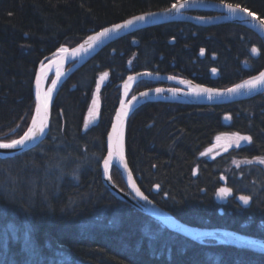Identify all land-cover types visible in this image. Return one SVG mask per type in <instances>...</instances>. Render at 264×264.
I'll return each instance as SVG.
<instances>
[{
    "label": "trees",
    "instance_id": "16d2710c",
    "mask_svg": "<svg viewBox=\"0 0 264 264\" xmlns=\"http://www.w3.org/2000/svg\"><path fill=\"white\" fill-rule=\"evenodd\" d=\"M179 1L0 0V141L15 139L30 124L33 82L44 59L105 27ZM214 1L264 19V0ZM263 68L261 40L236 24L169 22L105 47L62 84L47 138L17 156L0 158V264H264L263 254L213 241L199 244L168 230L115 198L101 180L106 137L128 75L149 71L224 89ZM104 73L101 117L84 133L91 95ZM160 85L144 80L132 94ZM222 133L251 141L215 160L201 159ZM125 154L143 192L182 222L264 240V167L235 165L264 159V93L214 106L144 104L128 122ZM111 176L128 190L116 168ZM223 187L231 192L222 202L217 195ZM242 195L249 197L247 204Z\"/></svg>",
    "mask_w": 264,
    "mask_h": 264
},
{
    "label": "water",
    "instance_id": "95a60500",
    "mask_svg": "<svg viewBox=\"0 0 264 264\" xmlns=\"http://www.w3.org/2000/svg\"><path fill=\"white\" fill-rule=\"evenodd\" d=\"M174 4L177 5L183 4L184 6L179 8H172V6H170L167 9L146 12V13H154L155 15L147 16L144 21L137 22L136 24H134L129 28L120 29L117 32L110 33L109 36L102 38L100 41L93 44V46L90 49H88V51L86 52L81 51L78 54H74V50L79 49L81 45L87 47L88 38L90 36L95 35L97 32L102 31L104 28L97 32L92 33L90 36L85 38L75 47L65 49V51L59 50L55 52L50 58L44 59L40 63V66L38 67L32 87L35 106L37 102L36 101L37 75L40 76L39 90L42 93V89L45 83H47L48 78L52 74H54L58 69H62V70L67 69L68 72L66 73L67 74L66 77H68L76 69H78L80 66L85 64L87 61H89L92 57H94L96 54H98L101 50H103L111 43L127 35L133 34L139 30L154 27L164 23L180 21V22H188L197 26H204V27L220 25V24H236L255 33L259 37V39L261 40L264 46V27H261L259 23V19L261 18L257 14H255V16L259 19H253L252 17L247 16L245 12L239 10L235 12L230 11L229 8L227 7L228 3L218 2L214 0H183ZM235 6L236 5H233V7ZM240 8L243 7L240 6ZM194 12H211L214 13L215 15L212 17L204 18L195 15ZM146 13H142L138 15H143ZM124 21L116 24L123 23ZM111 26L112 25L105 28H109ZM261 72H264V68ZM130 76L135 77V79L129 80L128 78ZM66 77L57 85V87L53 92V95L48 100V107L46 112V122L48 124V127L46 128L45 132L42 135L36 137L35 139L28 141L24 146H18L17 148L14 149H0V158H11L17 156L21 153H24L36 147L47 138L51 128L52 107L56 99V96L58 95V92ZM170 77H174V79ZM144 80L151 81L153 83H160L162 85L150 89H145L135 94H132L135 86L139 82ZM196 86L220 90L222 94L211 95V97L207 93L195 94L191 91V89ZM234 86L228 88H232ZM157 88L164 89V91L157 93L155 91V89ZM228 88H224V89L212 88L198 84L191 79L183 78L180 76L153 73L149 71L138 72L128 75L127 78L124 80V82L121 84L120 101L116 108L114 117L110 125V130L106 137L107 151L101 163V180L105 188L108 190V192L111 195H113L115 198L121 200L122 202L127 203L128 205L132 206L141 213L153 218L154 220H156L157 222H159L165 228H167L172 232H175L199 244H207L209 243V241H213L216 244H227L243 250H248L264 255V240L261 238L247 235L240 231H236L229 228H219V227L209 228V227L194 226L182 222L174 215H172L168 210L158 205L150 197H148L140 188L138 181L131 170V167L128 163L125 154V134H126L128 122L131 119L132 115L135 113V111L144 104L156 102V101H163V102H171V103L176 102V103L191 104V105L214 106V105H223V104L251 99L253 97H256L264 93V85H259L255 89H241L239 92L236 93L225 92L224 90ZM173 89H178L179 91L173 92L171 91ZM143 92H147L148 95L141 96L140 94ZM133 97H136V99L133 100ZM129 102L131 103L130 107H129ZM122 106L127 111V115L123 117L122 121L119 122V131L121 133L122 142H123V162H121L119 158L113 157V159L110 161L108 166L109 171L106 174L104 170V160L108 158V143H109L108 137L109 134L112 133L113 125L117 124L116 115L118 112L121 111ZM34 115H35V109L33 116ZM29 126H31V122ZM125 163L127 164V169H125L124 167ZM112 168H116L121 173L128 191L122 190L113 181L111 176ZM133 184H135V186L139 188V190L143 192L145 196L148 197L147 201L141 199L136 194L135 190L132 187Z\"/></svg>",
    "mask_w": 264,
    "mask_h": 264
},
{
    "label": "snow or ice",
    "instance_id": "6c2138e0",
    "mask_svg": "<svg viewBox=\"0 0 264 264\" xmlns=\"http://www.w3.org/2000/svg\"><path fill=\"white\" fill-rule=\"evenodd\" d=\"M183 6H184L183 4H179V5L173 4L172 8H179ZM227 7L229 8L230 11L235 12L239 10V11L245 12L247 16L252 17L253 19H259L255 16V13L248 11V9L246 8H240L239 5H236L235 7H233V5L228 4ZM152 15H155V14L146 13L143 15L133 16L130 19L125 20L123 23L114 24L109 28H104L102 31L97 32L95 35L90 36L88 38L87 47L81 45L79 49L74 50V54H78L81 51L86 52L88 51V49H90L93 46V44L100 41L102 38L109 36L110 33L117 32L120 29L129 28L133 26L134 24H136L137 22L144 21L147 16H152ZM259 23L261 27H264V19H259ZM61 51H65V49L62 48ZM203 51L204 50L201 49V53H203ZM252 51L255 52L256 49L254 48ZM213 71H215V69H213ZM103 75L107 76V73H104ZM170 78L174 79V77H170ZM128 79L134 80L135 77L130 76ZM259 85H264V72H261L258 76H254L251 79L244 81L242 84H237L232 88L225 89L224 91L228 93H236V92H239L241 89H255ZM39 86H40V76L37 75L36 77V88H37L36 101L37 102L35 106V115L32 118L31 126H29L27 131H25L24 134L20 136L18 139H13L10 142H0V149H14V148H17L18 146H24L26 145L28 141L35 139L36 137L42 135L45 132L46 128L48 127V124L46 122V112H47V107H48V100L51 96L53 89L56 87V81L52 82V87L48 89L47 93L42 94L39 90ZM155 91L157 93H160V92H163L164 89L157 88L155 89ZM171 91L176 92L179 90L173 89ZM191 91L195 94L207 93L209 94L210 97L211 95L222 94L220 90L203 88L201 86H196L192 88ZM140 95L147 96L148 93L143 92ZM135 99L136 97H133V100ZM122 105H123V102H122ZM130 106H131V103L129 102V107ZM126 115H127V111L122 106L121 111L118 112L116 115L117 124L113 125L112 133L109 134L108 158L104 160V170L106 174L109 171L108 166H109L110 161L113 159V157H117L120 159L121 162H123V142H122L121 133L119 131V122L122 121L123 117H125ZM236 135H237V140H243V141L251 140V137L239 136V134H236ZM260 162L264 163V160H261ZM124 167L125 169H127L126 163L124 164ZM132 187L135 190L136 194L141 199L145 201L148 200V197L145 196L143 192H141L139 188L135 186V184H133ZM219 191L221 195H227L228 193L231 192V189L221 188ZM239 199L243 201L245 204L249 202V197L245 195L240 196Z\"/></svg>",
    "mask_w": 264,
    "mask_h": 264
},
{
    "label": "rangeland",
    "instance_id": "374dc122",
    "mask_svg": "<svg viewBox=\"0 0 264 264\" xmlns=\"http://www.w3.org/2000/svg\"><path fill=\"white\" fill-rule=\"evenodd\" d=\"M199 17H204V16H199ZM204 18H206V17H204ZM66 49H69V48H66ZM64 72L67 73L68 70L64 69ZM211 75H212V77L216 78L218 76V71L217 70H215V71L212 70L211 71ZM55 77H56L55 74H52L48 78V81H47V84H46V90L47 91L52 86V82L56 80ZM68 77H66V79ZM66 79L63 81V83L66 81ZM107 82H108L107 76H99L98 79H97V84H96V86H95V88H94V90L92 92L91 99H90V102H89V106H88V109H87V116H86L85 122L83 124L82 131L84 133L86 131H88L89 129H91L92 127L96 126L98 124L99 120H100L101 110H102L101 91H102L103 87L107 84ZM137 86H138V84L135 86V88H137ZM135 88H134V90H135ZM224 119H225V121H229L230 120L229 116H226ZM29 125H28L27 129L29 128ZM27 129L24 130L23 133L20 136H22L24 134V132L27 131ZM20 136L16 137L15 139H18ZM239 136H245V135H240L239 134ZM10 141H5V142H10ZM250 141L237 140V135L236 134H228V133L218 134V135H216L214 137L211 145L208 146L206 149H204L201 152L199 157L201 159H206V160L212 161V160H215L216 158L228 153L229 151H231L233 149H238V148H240V147H242V146H244L246 144H249ZM261 160H264V159L261 158V159H257V160H253V161H249V162L237 161V163L235 165L238 167V166H241V165H244V164H256V165H261V166L264 167V163L260 162ZM222 179L225 182V177H223ZM223 188H226V187H223ZM121 189L124 190V191H128V190H126L124 188H121ZM229 195H230L229 193L227 195H221L220 191H219L218 195H217V198H218L219 201L223 202V201L227 200ZM21 236L23 237L24 240H28V238H29V234L28 233H24Z\"/></svg>",
    "mask_w": 264,
    "mask_h": 264
},
{
    "label": "bare ground",
    "instance_id": "6f19581e",
    "mask_svg": "<svg viewBox=\"0 0 264 264\" xmlns=\"http://www.w3.org/2000/svg\"><path fill=\"white\" fill-rule=\"evenodd\" d=\"M55 81H56V87H57V85L67 76V74L64 72V70H62V69H58L55 73ZM46 84L47 83H45V85H44V87H43V89H42V94L43 93H47L48 91L46 90ZM52 87V86H51ZM50 87V88H51ZM55 87V88H56ZM55 88L53 89V91H52V93H51V96L53 95V92H54V90H55ZM51 96H50V98H51ZM49 98V99H50Z\"/></svg>",
    "mask_w": 264,
    "mask_h": 264
}]
</instances>
